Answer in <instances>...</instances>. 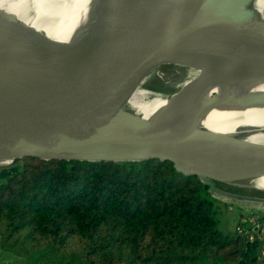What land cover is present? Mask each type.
I'll use <instances>...</instances> for the list:
<instances>
[{
  "label": "water",
  "instance_id": "95a60500",
  "mask_svg": "<svg viewBox=\"0 0 264 264\" xmlns=\"http://www.w3.org/2000/svg\"><path fill=\"white\" fill-rule=\"evenodd\" d=\"M50 1L72 26L92 14L99 21L104 18L83 38L56 43L0 10V158H10L0 166L24 157L117 163L167 160L177 172L196 176L210 194H216L215 183L225 181L210 175L212 163L220 152L243 155L237 148L245 141L193 126L152 125L130 115L117 92L130 78L155 66L163 72L176 65L199 68L190 82L196 85L208 73L231 64L246 50L238 41L264 36V29L231 17L242 0H102L95 12L93 0ZM20 3L26 16L33 14L30 7L40 4ZM215 12L221 16H204ZM149 25L158 27L157 32L145 39L135 34ZM228 42L236 43L230 48L234 55L218 57L216 53L228 48ZM261 54L258 65L264 68ZM141 60L146 61L132 69ZM155 78L159 77L143 81L140 87L167 96L180 89L184 77L161 79L160 86L152 85ZM212 105L213 100L201 106ZM250 153L264 157V145ZM262 248L257 239V253Z\"/></svg>",
  "mask_w": 264,
  "mask_h": 264
},
{
  "label": "trees",
  "instance_id": "16d2710c",
  "mask_svg": "<svg viewBox=\"0 0 264 264\" xmlns=\"http://www.w3.org/2000/svg\"><path fill=\"white\" fill-rule=\"evenodd\" d=\"M214 200L167 160L24 157L0 166V247L36 264H264L257 239L218 229Z\"/></svg>",
  "mask_w": 264,
  "mask_h": 264
},
{
  "label": "bare ground",
  "instance_id": "6f19581e",
  "mask_svg": "<svg viewBox=\"0 0 264 264\" xmlns=\"http://www.w3.org/2000/svg\"><path fill=\"white\" fill-rule=\"evenodd\" d=\"M20 1L26 2V6L33 4V1L40 4L39 7H30V10H34L33 14L26 16L19 9ZM19 3L0 0V10L14 15L17 22L34 27L56 43H73L83 38L90 31L97 30L104 18L102 16L99 21L92 14L79 19V24L72 26L61 12L55 10L54 1L19 0ZM98 5H102V0H93L91 10L96 11ZM210 14L204 15L206 19L221 16L219 14L222 11L217 16L216 12ZM231 17L264 29V0H242ZM154 26L149 25L148 29L146 27L135 34L145 39L144 37L157 32L158 27ZM185 38V35L181 36L177 42ZM228 43V48L216 53L218 57L234 55V50L230 48L236 43ZM237 43L246 50L228 66L208 73L196 85H190V82L199 72V68L176 65L163 72L155 66L139 72L117 92L121 96L120 104L133 117L152 125L172 129L193 126L239 136L249 146L264 145V68L258 65L261 53L264 52V36L240 40ZM145 61L141 60L132 69L139 68ZM181 75L184 78L179 81L180 89L171 95L152 93L140 87L143 81L155 76L171 82L173 78ZM212 100L214 105L202 108L204 102ZM244 144L237 148L239 151L236 149L243 153L241 156L229 151L218 153L211 165L210 175L228 183L264 191V157L250 153L253 147H245ZM9 161V157L0 158V164Z\"/></svg>",
  "mask_w": 264,
  "mask_h": 264
},
{
  "label": "rangeland",
  "instance_id": "374dc122",
  "mask_svg": "<svg viewBox=\"0 0 264 264\" xmlns=\"http://www.w3.org/2000/svg\"><path fill=\"white\" fill-rule=\"evenodd\" d=\"M164 70H170V67H166ZM161 84L162 81L159 78L152 80V85L154 86H160ZM215 186L222 192L237 195L236 197L229 198L218 190H216V194L211 193L212 197L215 199L214 217L217 220L218 229L222 232L235 229L239 218L243 215L255 213L260 216L264 214V201L245 199L264 198V191L228 182H216ZM259 231L262 232L261 225ZM0 264H36V261L17 256L8 251H4L0 247ZM71 264L79 263L73 261Z\"/></svg>",
  "mask_w": 264,
  "mask_h": 264
},
{
  "label": "built area",
  "instance_id": "2783aa9c",
  "mask_svg": "<svg viewBox=\"0 0 264 264\" xmlns=\"http://www.w3.org/2000/svg\"><path fill=\"white\" fill-rule=\"evenodd\" d=\"M259 215L251 213L250 215H243L239 218L235 230L237 233L244 235L248 240L260 239L259 229L261 223L259 222ZM263 244V243H262ZM262 255H264V245Z\"/></svg>",
  "mask_w": 264,
  "mask_h": 264
}]
</instances>
